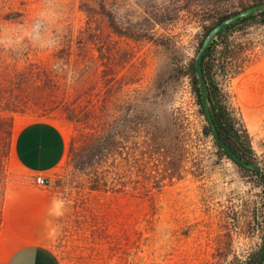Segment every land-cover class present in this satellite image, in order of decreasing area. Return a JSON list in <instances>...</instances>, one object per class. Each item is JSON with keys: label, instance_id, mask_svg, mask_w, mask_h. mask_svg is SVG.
Here are the masks:
<instances>
[{"label": "rangeland", "instance_id": "obj_1", "mask_svg": "<svg viewBox=\"0 0 264 264\" xmlns=\"http://www.w3.org/2000/svg\"><path fill=\"white\" fill-rule=\"evenodd\" d=\"M258 3L0 0V219L7 194L40 187L12 146L23 125L43 120L67 138L47 187L61 264L248 260L264 244V188L217 154L188 69L208 27ZM227 38L234 59L217 63L216 81L241 116L231 76L264 61V18ZM153 136L168 149L173 177L162 156H148Z\"/></svg>", "mask_w": 264, "mask_h": 264}, {"label": "crops", "instance_id": "obj_2", "mask_svg": "<svg viewBox=\"0 0 264 264\" xmlns=\"http://www.w3.org/2000/svg\"><path fill=\"white\" fill-rule=\"evenodd\" d=\"M236 97L257 156L264 154V61L240 72ZM67 152L63 130L49 121L23 125L13 141L15 163L27 173L50 177ZM56 200L47 187H25L6 195L0 219V264H61L50 246Z\"/></svg>", "mask_w": 264, "mask_h": 264}, {"label": "trees", "instance_id": "obj_3", "mask_svg": "<svg viewBox=\"0 0 264 264\" xmlns=\"http://www.w3.org/2000/svg\"><path fill=\"white\" fill-rule=\"evenodd\" d=\"M253 5H256V4L246 5L244 6L243 10ZM233 14H235V12L230 15H222L219 18V20L215 23V25L221 22L222 20L232 16ZM259 18H264V13L257 15V16H249V17L243 18L237 21L236 23H234L233 25H231L230 27L218 33L216 38L213 40V42L207 49L204 55L203 61H202V69H203V73H204V76L207 82L208 93H209V97L211 101L213 120L216 124L220 137L232 148V150L239 157H241L242 159L250 163L258 162L257 155L255 154L252 148L251 140H250L249 134L247 132V128L244 124L242 117L237 114L236 110L232 107L228 98H226V96L224 97L221 93V89L218 86L217 81H216V76H217L216 69L218 66L217 63H219L221 59H223L224 62L232 61L234 59L232 50H229L230 43L228 41L227 35L236 27L242 24L252 22ZM214 26L208 27L206 29V32L204 33V38L213 29ZM203 40L201 41L200 46ZM219 43H221L220 45H222V50L220 51L217 49V45ZM193 62L190 63L189 65L188 73L190 74V77H191L192 89L196 97V102L199 105L200 113L204 116L205 121L207 122L205 113L203 110L202 102H201V92H200V87H199V80L195 73ZM242 69L243 68L239 66V70H236L231 77L238 75L242 71ZM204 133L206 135H210L213 137L212 131L210 130L208 124L204 126ZM213 140H214V145L217 148V154L219 156H224L230 159L233 163H235L228 155H226L222 151L221 147L216 143L214 137H213ZM147 142H148L147 146L150 147L148 156L150 158L155 157L156 154H159L160 156H162L161 163L163 165V168H162L163 172L168 173L170 177H173V173L171 171L172 161L169 160L170 155L167 153L168 149L166 148V146H162L164 144L161 143V141L159 140L157 136H153L149 138ZM162 151H164L163 154H162ZM236 165H238L239 167H241L242 169L250 173L252 176L257 177V179L260 181V184L264 188V175L262 173L246 169L239 164H236ZM147 181L149 184H152L154 188H157V189L159 188L158 185H159L160 180L155 179L154 176L150 175ZM263 261H264V244H262L256 252L251 254L249 259L246 260L243 264H262Z\"/></svg>", "mask_w": 264, "mask_h": 264}, {"label": "water", "instance_id": "obj_4", "mask_svg": "<svg viewBox=\"0 0 264 264\" xmlns=\"http://www.w3.org/2000/svg\"><path fill=\"white\" fill-rule=\"evenodd\" d=\"M264 13V3H258L256 5H253L245 10H241L233 14L232 16L222 20L218 24H216L213 29L207 34V36L204 38L201 46L199 47L195 59H194V68L195 73L197 75V78L199 80V87L201 92V102L203 106V110L205 113V117L207 120V124L212 131L213 137L216 141V143L221 147L222 151L228 155L236 164L241 165L242 167L260 172L264 175V164L257 162V163H250L239 157L232 148L220 137V134L217 130L216 124L213 120L212 115V108H211V101L208 93V86L207 82L203 73L202 69V61L204 58V55L213 42V40L216 38L218 33L225 30L226 28L230 27L237 21L249 17V16H257ZM264 264V261L263 263Z\"/></svg>", "mask_w": 264, "mask_h": 264}, {"label": "built area", "instance_id": "obj_5", "mask_svg": "<svg viewBox=\"0 0 264 264\" xmlns=\"http://www.w3.org/2000/svg\"><path fill=\"white\" fill-rule=\"evenodd\" d=\"M36 183L41 187H48L51 182L49 177L38 175L36 176Z\"/></svg>", "mask_w": 264, "mask_h": 264}]
</instances>
